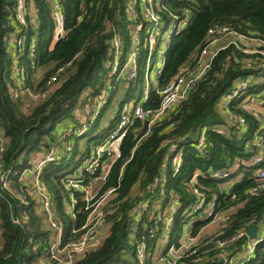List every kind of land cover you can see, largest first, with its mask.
Wrapping results in <instances>:
<instances>
[{
    "label": "trees",
    "instance_id": "trees-1",
    "mask_svg": "<svg viewBox=\"0 0 264 264\" xmlns=\"http://www.w3.org/2000/svg\"><path fill=\"white\" fill-rule=\"evenodd\" d=\"M24 1L26 15L24 24H20L14 14L16 0H0V133L4 140L0 178L6 181V187L0 185V264H64L49 259L48 248L55 232L38 213L23 172L37 161L34 155L44 156L51 147H58V134L63 128L80 125L73 118L75 110L82 104H92L102 89L107 91V101L83 134L90 136L91 130L98 128L86 142L82 163L95 146L108 138L117 124L114 113L118 114L127 101L139 100L145 72H151L157 62L156 48L150 51L144 41L154 22L142 10L146 0L131 5L132 0ZM57 8L64 17L63 33L53 42L52 11ZM151 9L162 33L179 21L181 28L171 33L165 45L163 66L150 81L145 108L156 109L160 101L156 90L195 65L211 27L226 25L239 35L264 37V0H153ZM138 23L141 29L136 45V76L119 98L117 111L100 127L106 108L119 92L120 82L114 80L118 71L111 70L115 61L113 40L118 41L121 51L117 58L120 70L133 50L132 35ZM17 29L24 42L13 47L9 39ZM159 42L155 41L156 47ZM254 57L260 61L233 45L219 50L187 97L172 110L149 126L147 121L132 122L122 138L121 155L97 193L111 189L104 203L110 208L103 226L106 230L97 243L90 242L83 251L73 253L70 264H157L160 259L165 263L170 260L168 248L179 247L185 232L194 241L177 259L178 264H221L222 256L245 246L246 237H236L237 233L264 219V187L251 193L255 179L247 177L256 166L247 168L240 181L233 179L241 168L225 178H215L210 171L230 170L249 156L246 137L237 128L227 127L220 97L238 80L260 71L250 62ZM16 72L20 76L17 97ZM255 86L264 90V83ZM25 88L29 93L22 91ZM28 95L36 96L29 106L23 101ZM231 104L235 103L227 104L230 109ZM237 111L253 129V119L241 108ZM203 130L205 141L199 152L197 137ZM79 138L70 150L63 151L62 157L43 166L40 174L54 201L55 218L62 224L61 248L83 233L80 228L87 216L83 193L68 191L64 186L66 177H79L86 184L100 173V166L93 173L68 170L66 162L78 151ZM172 142L177 144L173 151ZM178 152L181 159L175 172L173 159ZM103 160L100 158V162ZM194 189L200 193L204 208L212 206V214L206 216L203 209L197 210L192 214L196 220L189 222L186 210L198 198ZM70 195L76 199L71 209L66 205ZM143 203H147L145 208L138 207ZM172 204L177 205L175 211H171ZM23 212L26 220L20 219ZM170 214L166 240L158 243ZM15 218L18 222L13 221ZM211 224H215V230L204 233ZM158 246L163 249L156 258ZM139 247L146 252L142 260L137 255ZM244 264H264V241L257 244Z\"/></svg>",
    "mask_w": 264,
    "mask_h": 264
},
{
    "label": "built area",
    "instance_id": "built-area-1",
    "mask_svg": "<svg viewBox=\"0 0 264 264\" xmlns=\"http://www.w3.org/2000/svg\"><path fill=\"white\" fill-rule=\"evenodd\" d=\"M14 14L16 20L20 24H24V18L26 15L25 1L16 0ZM144 15L149 17L151 21L154 22L156 26V16L152 9L145 7ZM52 17L54 21V37L53 42L58 40L63 33V23L64 17L63 13L57 8L53 9ZM139 27H136L132 38H133V50L130 52V55L125 64L128 67L127 76L129 82L133 81L136 76V63L135 58L137 56L136 45L139 42ZM20 29L12 32L10 36V45L13 47L22 46L24 42V37L19 36ZM208 37L205 41L204 46L201 48L199 55L197 56L196 63L193 67L186 71H181L176 74L164 87L157 89L156 93L160 96L159 105L156 109L145 108L143 103L148 98V82L152 80L151 72L146 71L145 74V83L142 91V95L139 100L131 99L127 101L122 108L120 109L117 115V124L115 129L108 135V138L95 146L90 155L84 160L80 169L78 171H85L93 173L100 166V173L98 176L89 180L86 184H83L79 177L74 178V176H67L64 182V186L68 191L79 190L83 193V200L85 201L84 209L87 210V216L85 223L81 226L80 229H84L83 233L80 234L75 240L71 241L64 247H59L62 224L59 220L55 218L54 214V201L52 200L50 192L44 186L40 174L43 166L48 164V162L54 161L57 158H60L64 155L63 151L70 150L71 144L79 137H81L87 130L88 124L97 117L103 104L106 101L107 91L102 89L101 92L94 98L93 109L88 112L86 121H80V125L68 126L63 128L58 134V147H51L40 159H38L35 164L26 169L23 172V177L29 180L30 191L32 197L37 201V211L40 215L43 216L46 223L50 228L55 232V237L51 241V244L48 248L49 259L54 261L62 262L64 264H70L73 259V253H78L83 251L87 245L91 242L93 244L97 243V236L101 235L103 226L105 225V218L110 213V208L107 207L104 203L107 200V194L111 192V189L107 190L101 195H97L100 183L104 181L105 176L112 164L120 157V145L122 138L124 137L127 128L132 124L135 119L141 121H147V126L155 122V120L161 118L172 110L178 102L185 99L194 86L195 82L203 75V73L208 69L210 62L217 52L221 49L226 48L229 45H233L235 48L240 49L242 52L247 54L256 55L259 57L260 61H256V58L250 60L251 64L256 68L260 69L256 74H251L248 78L238 80L232 87L231 91H228L221 95L220 103L221 108L224 107L227 127L237 128L243 136L246 137L245 144L247 145V152L249 156L236 162L230 170H211L210 175L215 178H225L228 174H231L234 171H237L241 168V171L236 174L233 180L240 181L244 177V172L247 168L251 166H256L253 170H250V174L247 177L255 179V185L251 188V193L256 192L258 189L264 187V90L256 89L255 85H261L264 83V37L260 35L246 36L239 35L234 30L229 28L226 25L213 26L207 31ZM169 37L166 36L161 42L160 45L156 47L154 35L150 33L148 48L153 50L154 47L157 50V62L154 66V78L160 74L163 66V52L165 45L167 44ZM115 47L114 51V63H113V73L118 71L116 67V60L121 54L119 43L117 40H113ZM150 60V54L147 57V62ZM148 64V63H147ZM16 71L20 70V67L15 66ZM16 81L19 85V90L14 92V96L17 97L20 94V76L16 72ZM54 78H52L53 80ZM128 82V83H129ZM23 92H28V89H23ZM21 91V92H22ZM35 96V95H34ZM36 97V96H35ZM228 103H235L232 105V109L227 106ZM91 104V103H87ZM250 105V106H246ZM237 108L247 113L255 122V127L250 128V124L246 117L237 111ZM220 130V129H219ZM221 132L223 130H220ZM197 150L201 152L205 141L204 130L197 137ZM3 138L0 133V150L3 147ZM60 146V147H59ZM177 148V144L172 142L170 149L173 151ZM104 158L103 162H100V158ZM181 152H178L174 159V171L178 170L180 164ZM193 180V178H192ZM0 185L6 187L5 179L0 178ZM195 194L198 196L196 201L193 203L191 208L186 210V217L189 218V222H194L193 212L197 210H202L204 215L210 216L212 214V206L204 208L203 199L198 193L197 189H194ZM76 203V199L73 195H70L68 202H66L67 208L71 209ZM147 203L139 205L140 208H145ZM177 208L176 204L171 205V211H175ZM20 219L26 220L27 214L25 212L20 213ZM165 221V233L162 236L161 240L164 242L166 240V233L168 232V225L172 220V215L166 216ZM196 220V219H195ZM14 222H18V219H13ZM250 227V226H249ZM241 230L237 233L236 237L245 236L246 244L240 250L234 252L230 256H222L221 264H244L248 260L257 244L261 241H264V219L260 221L254 227V232L252 236L247 235V229ZM186 238V246L175 248L170 246L167 250V254L170 257V260L164 263L163 259H160L157 264H178L177 259L183 254L184 250H187L194 238L189 236V233L185 232L184 236ZM220 244H224L221 242ZM183 248V249H182ZM182 249V250H181ZM180 250V252L178 251ZM171 251H174L172 254ZM64 254L63 257L60 254ZM137 255L140 260H142L145 255V249L139 247L137 250Z\"/></svg>",
    "mask_w": 264,
    "mask_h": 264
},
{
    "label": "rangeland",
    "instance_id": "rangeland-1",
    "mask_svg": "<svg viewBox=\"0 0 264 264\" xmlns=\"http://www.w3.org/2000/svg\"><path fill=\"white\" fill-rule=\"evenodd\" d=\"M152 1L153 0H146L145 1V3L143 2V7H142V10H143V12H145V7H147L148 9H150L151 8V5H152ZM137 1L136 0H132V1H130V5L131 4H135ZM134 13V15L135 16H137V13H136V11H134L133 12ZM180 22V21H179ZM179 22H177V23H175V24H171V25H169L168 26V28H167V30L164 32L163 31V33L160 31V28H161V26L160 25H158V24H156V26H154V25H152L148 30H147V32H146V34H145V37H144V41L145 42H147L148 43V41H149V35H150V33H152L153 35H154V39H155V41L156 40H163L166 36H168V37H170V35H171V33L175 30V29H179V28H181V26H180V23ZM136 27H139L140 29H141V24H137V26ZM136 29H134L133 30V33H134V31H135ZM158 37H160V38H158ZM158 38V39H157ZM160 47H161V45H160ZM137 51V50H136ZM127 63V62H126ZM148 64H150V60H148V62H147ZM113 67V66H112ZM116 67L118 68V63H117V60H116ZM153 70L151 71V77H152V80H153V76H154V72H155V68H154V66H153V68H152ZM112 70V73H113V69H111ZM127 71H128V67H127V65L126 64H124V68L123 69H118V73H117V76L115 77V79L114 80H119V82H120V84H119V92H118V96H115V97H113V99H112V103H111V105L110 106H108V108H106L107 110H106V113H105V117L102 119V120H100V127L101 126H104L106 123H107V121L109 120V118H111V116L113 115V113H114V111H117L116 109V107H117V105H118V100H119V98L125 93V90H126V88L128 87V85H129V79H128V76H127ZM147 71V70H146ZM145 74H146V72H145ZM111 80H108V83L110 82ZM154 82V81H153ZM109 86V85H108ZM148 86L150 87V81L148 82ZM106 88V87H105ZM84 95H85V92H84ZM83 95V96H84ZM106 97V101H107V96L105 95L104 96V98ZM32 100H36V97L34 96V95H28V98H24L23 99V101H24V103L27 105V106H29V105H31V102H32ZM94 101V100H93ZM24 104V105H25ZM104 105V104H103ZM246 106H250V105H246ZM93 109V104H82V106L80 107H78L76 110H75V112H74V115H73V118L74 119H78V121H86V118H87V111L88 112H90L91 110ZM70 127H72V125H70ZM216 127V129L218 128V129H220L219 127H217V126H215ZM97 130H98V128L96 127V128H94V129H92L91 130V135L90 136H92V135H94L96 132H97ZM90 136L89 135H83V136H81L79 139H78V145H79V149H78V151L75 153V155H74V157L71 159V160H69L68 162H66L67 164H68V170L69 171H72V169H74L75 170V173L80 169V167H81V164H82V161H83V158H81V155L82 154H84L85 153V148H86V142H87V140L90 138ZM89 151V150H88ZM88 151L86 152V154L88 153ZM43 156V154H37V155H34V157H32V158H34V159H36V160H38V159H40L41 157ZM73 170V171H74ZM24 178V177H23ZM25 179V178H24ZM27 180V179H26ZM28 182H29V180H27ZM224 185H226V184H224ZM32 195V194H31ZM215 224H211V225H209L206 229H204V233H210V232H213L214 230H215V226H214ZM161 238L158 240V243H161ZM186 246V238L185 237H183V238H181V247L182 246ZM162 249H163V246H158L157 247V250L155 251V253H154V257H156V258H158V256L161 254V252H162ZM183 249V248H182ZM181 249V250H182ZM179 252H180V250H178ZM172 252V254L174 253V251H171ZM177 254V251H176V253H174V255H176Z\"/></svg>",
    "mask_w": 264,
    "mask_h": 264
},
{
    "label": "water",
    "instance_id": "water-1",
    "mask_svg": "<svg viewBox=\"0 0 264 264\" xmlns=\"http://www.w3.org/2000/svg\"><path fill=\"white\" fill-rule=\"evenodd\" d=\"M190 16H191V14H189V17H190ZM105 230H106V229L103 228L101 232L103 233ZM253 232H254V227H253V226H250V227L247 229V235H248V236H252V235H253ZM102 233H101V234H102ZM100 237H101V235H98V236H97V239H99Z\"/></svg>",
    "mask_w": 264,
    "mask_h": 264
}]
</instances>
